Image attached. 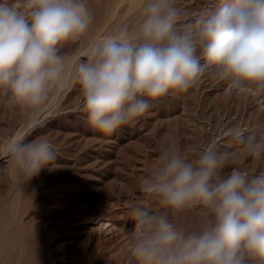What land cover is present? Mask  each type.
<instances>
[{
    "label": "clouds",
    "instance_id": "9594fccd",
    "mask_svg": "<svg viewBox=\"0 0 264 264\" xmlns=\"http://www.w3.org/2000/svg\"><path fill=\"white\" fill-rule=\"evenodd\" d=\"M93 20L89 0H0V94L26 119L0 142V160L18 182L61 167L47 137H25L72 82L88 124L105 135L143 116L149 100L187 91L206 75L227 81L236 96L264 93V0L208 2L195 12L179 0H142L133 26L91 40L87 60L70 63L63 45L85 36ZM248 132H221L242 150L219 152L212 139L190 158L175 143L165 147L141 182L160 207L132 209L134 264H264V168L240 166L246 156L264 161V139ZM184 212L195 214L196 227L180 222Z\"/></svg>",
    "mask_w": 264,
    "mask_h": 264
},
{
    "label": "rangeland",
    "instance_id": "374dc122",
    "mask_svg": "<svg viewBox=\"0 0 264 264\" xmlns=\"http://www.w3.org/2000/svg\"><path fill=\"white\" fill-rule=\"evenodd\" d=\"M208 2L220 0H179L189 12ZM141 4L142 0H89L93 23L85 36L63 45L62 54L70 63L87 60L89 42L113 34L119 26H133ZM80 100L79 85L70 83L25 137H47L58 149L56 163L61 167L44 168L28 183L18 182L11 166L0 160V264H134L128 254L135 230L132 209L142 203L160 207L143 192L141 182L169 143L194 158V150L210 142L225 122L264 139V93L236 96L227 89V81L211 75L187 91L149 100L143 116L111 135L88 124L78 107ZM25 122L24 114L9 107L0 94V142ZM217 150L242 147L233 142ZM240 166L255 172L264 168V161L246 156ZM231 169L229 164L224 172ZM178 219L197 226L191 212Z\"/></svg>",
    "mask_w": 264,
    "mask_h": 264
},
{
    "label": "bare ground",
    "instance_id": "6f19581e",
    "mask_svg": "<svg viewBox=\"0 0 264 264\" xmlns=\"http://www.w3.org/2000/svg\"><path fill=\"white\" fill-rule=\"evenodd\" d=\"M208 86V85H207ZM226 90V89H225ZM207 91V90H206ZM222 91V90H221ZM209 92V91H208ZM220 92V91H219ZM214 94V93H213ZM210 95H212V94H210ZM246 99V98H245ZM258 100V99H257ZM231 101H233V100H231ZM259 101H260V99H259ZM252 109V108H251ZM253 110V109H252ZM217 112V111H216ZM251 112V111H250ZM223 113V112H222ZM259 113V112H258ZM217 114V113H216ZM260 114V113H259ZM257 115V114H256ZM227 117V116H226ZM234 119V118H233ZM244 120H245V118H244ZM236 121V120H235ZM217 123V122H216ZM240 123V122H239ZM246 123V122H245ZM232 124V123H231ZM231 124H229L228 122H225V123H223V125H222V127L221 128H219L218 130H215L214 132H213V138L212 139H215L216 141H217V145H216V147L218 148V149H223V148H225L227 145H229V144H231V143H233V142H236V141H234V140H232L230 137H227V136H223V135H221V132L223 131V130H226V129H228V128H230L231 127ZM236 124V123H235ZM234 124V125H235ZM247 124V123H246ZM212 126V125H211ZM214 129V128H213ZM217 129V128H216ZM251 130V129H250ZM249 133V132H248ZM207 134V133H206ZM208 138H209V136H208ZM211 139V140H212ZM205 142V141H204ZM239 147V146H238ZM242 147V146H241ZM228 148V147H227Z\"/></svg>",
    "mask_w": 264,
    "mask_h": 264
}]
</instances>
